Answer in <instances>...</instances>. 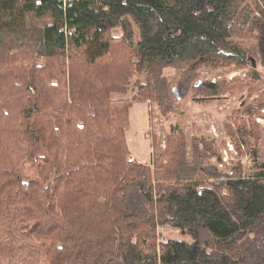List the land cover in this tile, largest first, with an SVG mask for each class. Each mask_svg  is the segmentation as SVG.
<instances>
[{"label":"trees","instance_id":"trees-1","mask_svg":"<svg viewBox=\"0 0 264 264\" xmlns=\"http://www.w3.org/2000/svg\"><path fill=\"white\" fill-rule=\"evenodd\" d=\"M251 41L264 67V0H0V264H264V163L224 174L179 124L127 161L129 108L175 111L167 70L194 100L258 93ZM241 108L224 140L254 153L264 92Z\"/></svg>","mask_w":264,"mask_h":264},{"label":"rangeland","instance_id":"rangeland-1","mask_svg":"<svg viewBox=\"0 0 264 264\" xmlns=\"http://www.w3.org/2000/svg\"><path fill=\"white\" fill-rule=\"evenodd\" d=\"M113 34L118 36L120 33L118 30H114ZM250 46V59L255 62L256 70L261 78H264L263 56L254 42L251 41ZM249 72L250 67L248 66L238 69L233 66L230 70L226 69L221 73L203 70L202 77L205 81L214 82L223 78L230 80L237 76L245 77ZM166 75L179 98L174 113L165 118L159 114L155 104H150L148 107L144 102L133 104L129 108L130 124L126 130V141L130 149L140 148L133 152L136 159L139 160L140 157L146 159L147 155L161 153L165 148V135L171 126L179 124L184 127L187 136H190L191 132L197 131L204 135H212L215 138L216 146L219 148L221 155V163L217 167L224 174L236 168L242 169L245 176L255 174L258 171L257 166L264 163V132L254 153L251 150L247 151L245 146H242L239 153L235 151L230 141L224 140L226 137L223 134L222 123L232 110L246 107L251 100L264 92V84L261 85L258 93L250 97L244 91L241 94L227 95L226 98L215 101H202L193 99L192 86L190 84L186 85L181 78L179 79L178 74L167 70ZM174 76L177 77V80H174ZM133 117L135 122H133ZM257 121L263 126L262 119L258 118ZM153 140L157 141L159 145L155 152L153 150ZM25 173L32 176L30 166L25 168ZM235 173L237 172L235 171ZM160 232L163 240L181 238V235L173 229L164 228Z\"/></svg>","mask_w":264,"mask_h":264},{"label":"crops","instance_id":"crops-1","mask_svg":"<svg viewBox=\"0 0 264 264\" xmlns=\"http://www.w3.org/2000/svg\"><path fill=\"white\" fill-rule=\"evenodd\" d=\"M145 105H148V107H149V103L148 102H146L145 103ZM133 122H135V120H134V117H133ZM132 140V139H131ZM129 147V146H128ZM134 147H137V146H134ZM130 149V148H129ZM140 148H135L134 150L133 149H130V152H131V156H133L134 158H135V160L136 161H138V162H141V163H150V158H152V155H147V158L146 159H141V157L139 158V160L138 159H136V157H135V154L133 153L135 150H139Z\"/></svg>","mask_w":264,"mask_h":264},{"label":"built area","instance_id":"built-area-1","mask_svg":"<svg viewBox=\"0 0 264 264\" xmlns=\"http://www.w3.org/2000/svg\"><path fill=\"white\" fill-rule=\"evenodd\" d=\"M258 2L262 6V2L261 1H258ZM127 161L130 163V162H134L135 159H134L133 156L130 155V156L127 157ZM200 191H203V188L202 187L200 188Z\"/></svg>","mask_w":264,"mask_h":264},{"label":"water","instance_id":"water-1","mask_svg":"<svg viewBox=\"0 0 264 264\" xmlns=\"http://www.w3.org/2000/svg\"><path fill=\"white\" fill-rule=\"evenodd\" d=\"M252 66H253V67H255V66H256L254 61H252ZM263 81H264V78H263ZM200 85H201V82H198V83H196V84H195V86H196V87H199ZM173 92L175 93V92H176V90H175V89H173ZM175 95L177 96V94H176V93H175Z\"/></svg>","mask_w":264,"mask_h":264}]
</instances>
